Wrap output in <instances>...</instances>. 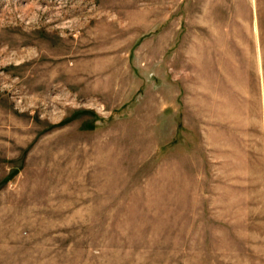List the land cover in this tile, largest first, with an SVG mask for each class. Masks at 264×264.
I'll return each instance as SVG.
<instances>
[{"label": "rangeland", "instance_id": "1", "mask_svg": "<svg viewBox=\"0 0 264 264\" xmlns=\"http://www.w3.org/2000/svg\"><path fill=\"white\" fill-rule=\"evenodd\" d=\"M0 264H264V0H0Z\"/></svg>", "mask_w": 264, "mask_h": 264}]
</instances>
